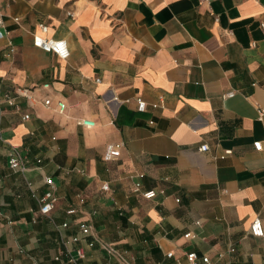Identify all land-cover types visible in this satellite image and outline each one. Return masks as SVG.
Masks as SVG:
<instances>
[{
    "label": "crops",
    "instance_id": "1",
    "mask_svg": "<svg viewBox=\"0 0 264 264\" xmlns=\"http://www.w3.org/2000/svg\"><path fill=\"white\" fill-rule=\"evenodd\" d=\"M0 10V264H68L78 247L81 264H188L191 252L264 264V236L250 234L257 217L264 227L254 148L264 143V0H0ZM34 36L66 41L70 57ZM118 143L121 157L106 162ZM15 151L29 160L23 173L9 166ZM48 178L57 201L42 216ZM82 223L93 236L67 244Z\"/></svg>",
    "mask_w": 264,
    "mask_h": 264
},
{
    "label": "built area",
    "instance_id": "2",
    "mask_svg": "<svg viewBox=\"0 0 264 264\" xmlns=\"http://www.w3.org/2000/svg\"><path fill=\"white\" fill-rule=\"evenodd\" d=\"M202 1L206 3H210V0H202ZM238 1L246 2L249 0H238ZM2 24H3V14H2V11L0 10V27L2 26ZM260 26L264 32V21L261 22ZM41 27L44 32H47L48 28L46 26H41ZM3 36H4V33L0 30V38H2ZM33 43L35 47L41 49L42 51L46 53L54 54L55 56H57L58 58L62 60H67L70 57V49H69L68 43L64 40L47 39L41 36H34ZM97 82H100V80H98ZM48 87H49L48 85H45V88H48ZM22 94L24 96H27L26 93H22ZM234 95H235V92H229L224 95V98H230V97H233ZM114 100L118 101L117 98H115ZM9 104L14 105V102L9 101ZM45 105L50 106L51 100L50 99L46 100ZM137 105H138L139 112H145L147 110V103L144 102L142 99L137 100ZM58 107H59L60 112H63L66 108V105L60 102L58 104ZM153 107L157 108L158 105H154ZM263 115H264V110L261 111V116ZM24 118L28 119L29 116H25ZM80 123L85 127L95 126V123L90 122V121L82 120L80 121ZM1 132H2V127L0 124V134ZM122 148H123V144L121 143L109 144L106 148L104 160L106 162L118 160L121 157ZM254 148L259 152L264 151V143L256 142L254 144ZM208 149L209 147L207 145H202L200 147L201 152H206ZM226 154H231V152H227ZM28 163H29L28 158L24 155H21L20 153L16 151L12 154V157L9 160L10 168L14 172H17V173L25 172L27 170ZM143 178H144L143 174L139 175V181L135 183V187H134L135 193H139L141 191L142 183L140 180H142ZM45 182L48 188H47V191L44 193V195L39 199V202H40L39 212L42 216H49L55 208L57 199L54 195V191H55L54 181L51 178H48L46 179ZM108 190H109V185L108 184L104 185L103 191H108ZM143 197L146 199H153L156 197V191L145 192L143 193ZM69 213L72 214L74 213V211H70ZM62 226L66 228L68 225L63 224ZM80 232H81V237L74 236L71 239L67 240L66 243L67 244L68 243L77 244L80 241H82L81 238L88 239L93 236L91 227L86 223H82L80 225ZM250 234L258 238H261L264 236V227H263V223L260 217H257L255 221L252 223L250 227ZM187 237H189V235H187ZM96 243H97L96 240L93 239V240L88 241L87 245L89 248H93L95 247ZM101 246L103 249L107 250L110 254L115 253L114 249L111 246L105 245V244H101ZM231 251L233 252L234 250L232 249ZM84 258H85L84 248L78 247L74 253H70L66 256L65 262L68 264H81V261ZM173 258H174L173 253L167 254L168 260L173 259ZM56 261H61V256L56 257ZM187 261H188V264H201V263L210 264L211 263L209 257L199 258V256L195 252H191L187 255ZM164 264H168V263H164ZM178 264H181V263L178 261Z\"/></svg>",
    "mask_w": 264,
    "mask_h": 264
}]
</instances>
